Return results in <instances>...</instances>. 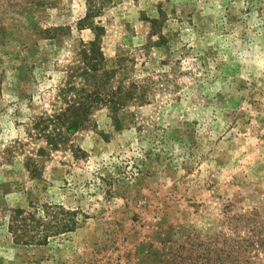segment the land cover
Returning <instances> with one entry per match:
<instances>
[{"label":"rangeland","instance_id":"374dc122","mask_svg":"<svg viewBox=\"0 0 264 264\" xmlns=\"http://www.w3.org/2000/svg\"><path fill=\"white\" fill-rule=\"evenodd\" d=\"M94 39L109 93L137 86L117 122L83 103ZM46 202L77 228L15 242ZM247 235L264 264V0H0V264H202Z\"/></svg>","mask_w":264,"mask_h":264},{"label":"trees","instance_id":"16d2710c","mask_svg":"<svg viewBox=\"0 0 264 264\" xmlns=\"http://www.w3.org/2000/svg\"><path fill=\"white\" fill-rule=\"evenodd\" d=\"M89 2V0H88ZM93 4V0H90ZM91 8H88V12L85 17L78 22L82 24L91 17ZM96 39L82 43L78 50V62L82 69V76L85 80L88 75H93L96 81L93 82V90L86 97L83 96V103L87 102L88 98L96 100L97 102L108 103L109 109L112 112V117L117 122V110L126 105L130 100L137 97L134 94L136 85L130 87H119L116 90L110 91L106 87V81L102 75H97L99 70L98 59H101V53L98 51ZM103 69V67H100ZM107 75V72H104ZM87 98V99H86ZM82 108L81 106L78 107ZM74 109L73 104H68L63 110V113L67 116ZM78 115V112H75ZM85 110L80 111V114H84ZM78 118V116H76ZM78 119H74L68 128H73L77 124ZM75 128V127H74ZM79 225V217L77 212L73 209L65 208L58 203L46 202L40 205H32L28 209L14 208L11 210L9 216L8 229L15 242L19 243H47L51 237H55L59 234H65L73 231ZM251 235L247 237H241L237 239L225 240L220 247L213 246L207 248L205 261L202 264H209V261L213 260L218 264H242L245 262V258L251 245L256 244L251 238ZM211 254H215L212 255ZM188 259L190 256H187ZM191 258V257H190ZM211 259V260H210ZM169 263V262H168ZM170 263H172L170 261ZM191 264V263H190Z\"/></svg>","mask_w":264,"mask_h":264}]
</instances>
